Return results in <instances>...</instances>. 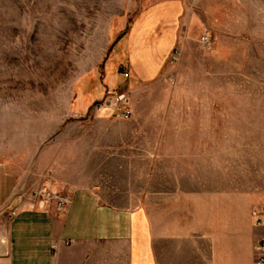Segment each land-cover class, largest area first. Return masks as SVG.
I'll list each match as a JSON object with an SVG mask.
<instances>
[{
    "label": "rangeland",
    "instance_id": "obj_1",
    "mask_svg": "<svg viewBox=\"0 0 264 264\" xmlns=\"http://www.w3.org/2000/svg\"><path fill=\"white\" fill-rule=\"evenodd\" d=\"M0 164L4 218L46 186L264 195V0H0Z\"/></svg>",
    "mask_w": 264,
    "mask_h": 264
},
{
    "label": "crops",
    "instance_id": "obj_2",
    "mask_svg": "<svg viewBox=\"0 0 264 264\" xmlns=\"http://www.w3.org/2000/svg\"><path fill=\"white\" fill-rule=\"evenodd\" d=\"M17 181L0 164V208ZM127 190L77 187L63 212L18 201L0 217V264H259L264 195Z\"/></svg>",
    "mask_w": 264,
    "mask_h": 264
},
{
    "label": "built area",
    "instance_id": "obj_3",
    "mask_svg": "<svg viewBox=\"0 0 264 264\" xmlns=\"http://www.w3.org/2000/svg\"><path fill=\"white\" fill-rule=\"evenodd\" d=\"M202 41L206 45H211L209 35H203ZM178 50L176 49L174 53V60H177ZM109 107L113 115L119 116L121 118L127 119L132 116V107L130 104V97L127 93H120L115 95H108L106 98L97 102L95 107L101 110L103 107ZM73 199L72 193H62L52 190L49 186L43 189H38L31 193L29 196L27 204L38 205L40 207H45L46 205L53 204L56 209L60 212L65 211L71 204ZM17 208L11 210V215L16 214ZM259 251L262 253L258 257V263L264 264V241H262L258 246Z\"/></svg>",
    "mask_w": 264,
    "mask_h": 264
},
{
    "label": "bare ground",
    "instance_id": "obj_4",
    "mask_svg": "<svg viewBox=\"0 0 264 264\" xmlns=\"http://www.w3.org/2000/svg\"><path fill=\"white\" fill-rule=\"evenodd\" d=\"M2 249H3V247H2Z\"/></svg>",
    "mask_w": 264,
    "mask_h": 264
}]
</instances>
